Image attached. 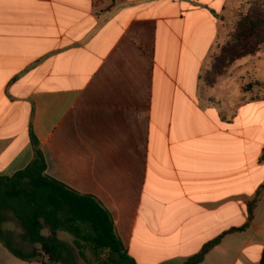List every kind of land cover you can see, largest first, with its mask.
<instances>
[{"label": "crops", "instance_id": "obj_1", "mask_svg": "<svg viewBox=\"0 0 264 264\" xmlns=\"http://www.w3.org/2000/svg\"><path fill=\"white\" fill-rule=\"evenodd\" d=\"M244 1L0 0V176L30 164L32 129L46 174L97 198L136 264L219 238L199 264H260L264 95L246 86L264 77L238 60L204 80ZM0 264L44 263L0 242Z\"/></svg>", "mask_w": 264, "mask_h": 264}, {"label": "trees", "instance_id": "obj_2", "mask_svg": "<svg viewBox=\"0 0 264 264\" xmlns=\"http://www.w3.org/2000/svg\"><path fill=\"white\" fill-rule=\"evenodd\" d=\"M252 4L256 8L257 1ZM263 27L262 12L259 15L251 10L241 16L233 34L234 43L227 45L232 51L222 50L216 58L204 76L207 85L216 83L238 59L255 56L264 48V36H258ZM253 39L257 42L250 46ZM255 86L262 84L256 82ZM30 138L34 150L30 164L12 176H0V242L13 255L26 261L46 255L50 264H82L79 258H83L85 264H125L126 261L136 264L117 235L111 213L94 196L78 193L48 176L45 156L32 129ZM257 201L248 206L249 222L254 217ZM10 221L20 226V239L30 244L31 249L17 245L13 231L4 228ZM45 228L50 232L48 235L43 234ZM58 232L71 236L72 243L61 239ZM219 240L207 243L185 264L202 262ZM87 252L94 255V261L87 258ZM260 264H264V252Z\"/></svg>", "mask_w": 264, "mask_h": 264}, {"label": "rangeland", "instance_id": "obj_3", "mask_svg": "<svg viewBox=\"0 0 264 264\" xmlns=\"http://www.w3.org/2000/svg\"><path fill=\"white\" fill-rule=\"evenodd\" d=\"M252 1H254V0H246L243 3H239V6L237 5L236 7L226 9V12L224 13V15H225V30L223 32V35L220 38L219 45H218V51L215 54V56L213 57V60L211 62V67H212L214 61L216 60V58L220 54H222V50L227 49L228 51H232V48H227V45L229 44L228 46H231L234 43V42H232V39L234 37L233 34H234L235 30L237 29V26L239 24V20H240L242 15L247 14V12L251 13V10H252V12H254V10H256L259 13V15L262 12L263 17H264V0H256L257 5L259 3L258 6L256 5V8H254L255 5L252 4ZM258 36H264V27L261 29ZM256 42H257L256 39L251 40L249 42L251 44L250 46H252V44H254ZM262 56H264V52H263ZM243 58H245V59H243ZM243 58L238 59V60H240L239 63H236L234 69H232L231 72H236L238 70L237 67L238 66L240 67L242 65L244 69H247L249 71L248 75L251 76V79H253L254 76H263L264 77V58H263V61H261V62H259V61H256V62L253 61L252 62L251 61L252 59L249 56H246ZM211 67H210V69H211ZM248 75L247 74L245 75L247 81H248V77H249ZM255 83H251L250 85L246 86L247 92L249 91L248 90L249 88L255 87L258 89V91L261 95H264V93H263L264 87L263 86H260V87L255 86ZM14 231H15V234L18 236L21 233V228L17 225V227L14 228ZM47 233L49 234L50 232L47 231ZM68 242L72 243L71 238L68 239ZM16 243H17V245H21V246L25 247V249H27V250L32 248V246L30 244L23 242L19 236L16 237ZM87 258L91 261L95 260L94 255H92L90 252H87ZM40 259H41V257H40ZM79 261L82 264H85V262H86V261H84L83 258H79Z\"/></svg>", "mask_w": 264, "mask_h": 264}, {"label": "built area", "instance_id": "obj_4", "mask_svg": "<svg viewBox=\"0 0 264 264\" xmlns=\"http://www.w3.org/2000/svg\"><path fill=\"white\" fill-rule=\"evenodd\" d=\"M36 260H39V261H41L42 263H46V264H50V262H49V258H48V256H46V255H44L43 257H41V259L39 258V259H36Z\"/></svg>", "mask_w": 264, "mask_h": 264}]
</instances>
